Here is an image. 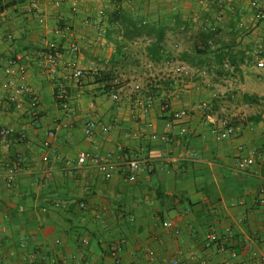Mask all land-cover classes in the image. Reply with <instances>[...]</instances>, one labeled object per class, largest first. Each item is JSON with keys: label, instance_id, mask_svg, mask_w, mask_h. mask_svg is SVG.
Listing matches in <instances>:
<instances>
[{"label": "crops", "instance_id": "obj_1", "mask_svg": "<svg viewBox=\"0 0 264 264\" xmlns=\"http://www.w3.org/2000/svg\"><path fill=\"white\" fill-rule=\"evenodd\" d=\"M249 1L68 0L55 9L51 0H42L47 20L41 28L30 12L31 0H0V125L28 128L27 140L15 134L1 152L4 163L20 152L26 160L17 189L8 188L6 167H0V261L50 264L63 250L68 264H117L112 249L122 245L121 264H264V66H259L264 63V20L256 21ZM72 2L78 4L77 14ZM100 9L107 12L103 22L96 19L87 27L84 20ZM118 9L167 28L159 61L148 51L152 36L146 38L148 65L113 68L112 62L126 53L123 45L141 40L97 32L114 26L110 15ZM72 19L74 36L63 32ZM182 25L196 28L195 36L182 33ZM218 31L230 32V44H221ZM205 32L214 35L212 51L197 55L195 45ZM10 33L18 36L16 43L7 39ZM82 33L91 40L100 34L111 47L84 45L80 55L66 54L58 69L44 76L38 52L52 42L66 50ZM16 49L24 53V83L32 93L7 111L1 84ZM183 65L189 75L177 73ZM89 66L128 73L113 81L120 102L111 92L100 93L102 85L91 76L79 84L71 80L73 68ZM149 77L158 81L157 99L144 115L135 111L131 93L137 80ZM61 94L69 110L62 107ZM166 101L187 110L188 117L173 121L162 110ZM205 101L212 102L208 114ZM90 120L98 124L93 137L84 131ZM222 121L236 134L218 140L214 130ZM182 124L188 127L184 134ZM53 129L57 137L47 150L43 144ZM83 152L109 157L116 164L113 177L106 180L91 162L79 164ZM241 158H252L254 164L240 168ZM130 159L142 162L137 181L124 171ZM82 202L91 208L84 210ZM250 211L255 216L246 220ZM167 220H176L181 233L165 228ZM213 225L220 229L216 243L207 238Z\"/></svg>", "mask_w": 264, "mask_h": 264}, {"label": "built area", "instance_id": "obj_2", "mask_svg": "<svg viewBox=\"0 0 264 264\" xmlns=\"http://www.w3.org/2000/svg\"><path fill=\"white\" fill-rule=\"evenodd\" d=\"M42 0H31L30 12L36 15V18L41 26V28L45 27L46 24V15L43 12L40 4ZM232 2V0H230ZM52 6L55 9H60L65 7L68 4V0H51ZM250 7L254 12V17L256 21L261 22L264 20V2L261 0H250ZM71 8L73 13H78V4L76 2H72ZM107 16V12L105 9L98 10L97 14L94 16H88L84 20V24L87 27H90L95 20H101ZM217 22L220 23L223 21L221 15L217 16ZM70 24H67L63 29V32L67 35L74 36V22L72 19ZM17 26L22 25L21 20H17ZM180 31L186 34L188 37L192 38L195 36L197 29L193 27H189L187 25L180 26ZM3 35V32L0 31V36ZM94 40L86 34H80L76 41L73 42L66 50H63L57 43H48L46 49H42L38 52V63L41 67L42 74L50 75L54 71L58 69L60 62L63 60L66 54L70 56L80 55L84 45L93 44L97 49H107L111 47V44L107 43L100 34ZM41 36L45 40L46 34L42 31ZM9 41L17 42L18 36L15 33H10L7 36ZM24 53L21 49H16L14 55L8 60V64L6 65L4 72L6 75L5 81L2 82L1 88L3 90L2 101H5V108L7 111H10L14 106L21 105V102L25 98H29L31 96V89L28 85L24 83L25 78L28 74V66L23 62ZM259 66H264V63L261 62ZM187 65H183L178 67L177 73L179 75H183L184 73L189 75L190 71L187 68ZM101 70H99L96 66L89 67H76L72 69L70 73L71 80L77 84H79L86 76L95 77L97 76ZM117 87V84H115ZM158 88V81L153 77H149L143 80H137L133 84L131 99L135 106V111L139 114H149L152 109L156 106V89ZM111 98L116 101H121L120 92L115 89L110 93ZM61 100V105L65 110H69L70 104L66 99L64 94L59 96ZM2 107H0V112L3 111ZM205 112L208 114L211 112L212 102L205 101L202 104ZM222 109H225V106H221ZM162 110L165 113H168L170 118L173 121H182L188 117L189 112L185 109H175L171 101H166L162 105ZM32 126H36V122L32 120L30 123ZM150 127H154L153 123L149 124ZM98 129V124L95 120H90L86 124L84 131L88 137H93ZM28 128L26 126L19 128L18 130L13 127H3L0 125V167L4 165L6 167V183L8 188L17 189L19 187V183L17 181L18 174L24 169V163L26 160V155L22 152L17 153L16 159L12 162L4 163L1 152L4 147H10L11 145V137L15 134H19L20 139L25 141L28 139ZM188 131V127L185 124L181 125V133L184 134ZM216 138L218 140L228 139L236 134V129L234 126L230 125L228 121H222L215 130ZM57 137V130H50L48 133V139L44 142L43 147L45 149L52 148L53 140ZM167 139V138H166ZM195 153H191V157H194ZM49 155H45L43 160L44 162H49ZM79 164L84 165L87 162H91L100 172L104 174L106 180H110L113 177V173L116 170V164L110 160L109 157H104L99 154H88L81 153L78 159ZM254 164V159L252 158H241L238 160V165L240 168H246L250 165ZM142 162L138 159H130L124 166V171L127 173V178L130 181H137L140 176V172L142 171ZM81 208L84 210H89L91 205L86 202L81 203ZM255 216L254 211H250L245 219L248 217ZM163 226L167 229L173 230L176 234H180V226L176 220H167L163 223ZM220 229L216 226H210L207 232V238L211 243H216L219 238ZM58 243L61 244V240H58ZM83 243L87 244L88 241L86 239L83 240ZM27 242L21 243V248H26ZM123 251V246L118 245L112 249V256L115 258L117 264L122 263L121 254ZM68 258L63 250H59L53 260H51L50 264H68ZM0 264H4L3 261H0ZM169 264H180L179 260H174Z\"/></svg>", "mask_w": 264, "mask_h": 264}, {"label": "trees", "instance_id": "obj_3", "mask_svg": "<svg viewBox=\"0 0 264 264\" xmlns=\"http://www.w3.org/2000/svg\"><path fill=\"white\" fill-rule=\"evenodd\" d=\"M110 22L114 26L112 27L118 29L119 35L127 38L129 41H134L136 38L152 37L154 36L151 45L148 48L149 53H152V58L155 61H159L165 42V35L167 33V28L163 26H153L141 19H132L127 13L122 9L114 11L110 15ZM212 34L203 33L200 40L195 45V53L197 55H206L212 51ZM97 84H101L100 93H110L117 89L114 84L116 79L114 73L101 71L97 76L94 77ZM113 82V83H112ZM251 96L247 95L246 99L250 100ZM82 242V241H81ZM54 256L51 258L53 260Z\"/></svg>", "mask_w": 264, "mask_h": 264}, {"label": "rangeland", "instance_id": "obj_4", "mask_svg": "<svg viewBox=\"0 0 264 264\" xmlns=\"http://www.w3.org/2000/svg\"><path fill=\"white\" fill-rule=\"evenodd\" d=\"M104 18L101 19V22H103ZM95 26V25H94ZM97 26V25H96ZM112 27V26H111ZM109 28L107 27L106 29L103 30H97L98 33L103 32L104 36H106V38H109V36L112 38L119 36L118 33V29L117 28ZM218 35H221V39L220 42L222 45L225 44H230V32H224V31H218ZM102 36V35H101ZM103 36V37H104ZM212 39L214 38V35H211ZM147 37H143L141 38V40L138 41V44L132 43V44H125L123 45V47H126V53H124L121 58L119 60H114L112 62V66L113 68H120L121 70L124 69H130V68H134L135 66H141V65H148V60L145 53V49H146V44H147ZM190 43V40H187ZM214 41V40H213ZM127 45V46H126ZM189 46H194L193 43L189 44ZM125 52V51H124ZM131 52V53H129ZM116 72L119 71V69L115 70ZM225 73V72H224ZM128 73L120 72V74H116L114 72V76L116 78H121V75H127ZM122 80H124V78H121Z\"/></svg>", "mask_w": 264, "mask_h": 264}]
</instances>
